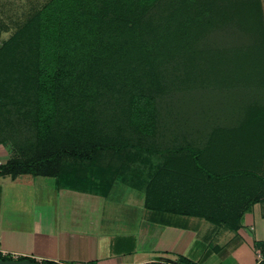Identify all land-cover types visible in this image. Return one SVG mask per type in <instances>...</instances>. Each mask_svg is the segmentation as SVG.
I'll return each mask as SVG.
<instances>
[{"label": "trees", "instance_id": "trees-1", "mask_svg": "<svg viewBox=\"0 0 264 264\" xmlns=\"http://www.w3.org/2000/svg\"><path fill=\"white\" fill-rule=\"evenodd\" d=\"M31 5L0 18V29L15 26L0 41V143L14 149L0 174L107 190L137 182L148 208L215 222L237 220L233 203L264 196L261 0ZM198 85L249 92L232 112L199 117L187 98Z\"/></svg>", "mask_w": 264, "mask_h": 264}, {"label": "crops", "instance_id": "crops-1", "mask_svg": "<svg viewBox=\"0 0 264 264\" xmlns=\"http://www.w3.org/2000/svg\"><path fill=\"white\" fill-rule=\"evenodd\" d=\"M13 154L0 143V163ZM75 184L0 174V250L59 264H183L178 256L187 264H257L264 256V196L233 203L237 220L215 222L148 208L137 182L118 180L108 190Z\"/></svg>", "mask_w": 264, "mask_h": 264}, {"label": "rangeland", "instance_id": "rangeland-1", "mask_svg": "<svg viewBox=\"0 0 264 264\" xmlns=\"http://www.w3.org/2000/svg\"><path fill=\"white\" fill-rule=\"evenodd\" d=\"M39 1L41 0H0V18H2L3 21L5 20L4 22L7 21L10 23L9 19L11 18L12 13L14 12L15 9L19 7H24V8L27 6L31 7L32 6L31 4L39 3ZM261 1H262L263 17H264V0ZM9 27H10L9 29L6 28L4 29V27H1L0 41H2L4 38H7L11 33V31L14 30L15 26L9 24ZM235 90L236 93L234 94H238L236 96L238 99L233 101L232 97L234 96V94H232V91L229 92L226 91L225 89L216 90L215 88L213 90L211 89L208 90L204 88V85H198L196 86V88L190 91L191 94L187 93V98L192 99L193 106L195 107L194 114H199L198 116L200 117L202 116L201 113L204 110V108L205 109L211 108L214 110V114L217 116L219 114L222 115L223 113L226 112H232L231 109L232 107H234L232 103L234 102L235 105H237L238 102L240 101L239 99L243 98L242 94H246L245 91L249 92L247 91L246 88L244 89L243 87H238V86L235 88ZM181 110H183V106ZM47 178H51V177H47ZM122 187H124L125 189L129 188L128 186H122Z\"/></svg>", "mask_w": 264, "mask_h": 264}, {"label": "water", "instance_id": "water-1", "mask_svg": "<svg viewBox=\"0 0 264 264\" xmlns=\"http://www.w3.org/2000/svg\"><path fill=\"white\" fill-rule=\"evenodd\" d=\"M0 264H37V263H35L34 261H32L28 258H24V259L0 258ZM147 264H152V263H147Z\"/></svg>", "mask_w": 264, "mask_h": 264}, {"label": "built area", "instance_id": "built-area-1", "mask_svg": "<svg viewBox=\"0 0 264 264\" xmlns=\"http://www.w3.org/2000/svg\"><path fill=\"white\" fill-rule=\"evenodd\" d=\"M0 253H2V254H10L13 257H15V255H16L15 253H10V252H7L6 250H3V249L0 250ZM75 264H86V263H75Z\"/></svg>", "mask_w": 264, "mask_h": 264}]
</instances>
